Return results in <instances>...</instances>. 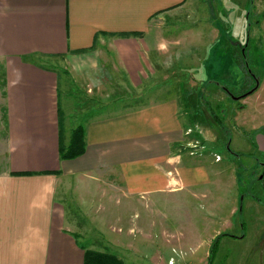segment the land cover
<instances>
[{"label":"crops","instance_id":"obj_1","mask_svg":"<svg viewBox=\"0 0 264 264\" xmlns=\"http://www.w3.org/2000/svg\"><path fill=\"white\" fill-rule=\"evenodd\" d=\"M189 1L0 0V264L86 263L90 248L70 216L66 180L110 174L126 195L142 198L212 183L216 163L184 147L191 130L177 89L149 98L109 92L117 96L74 126L87 131L85 154H60L70 141L51 66L61 62L88 80L95 101L105 96L98 57L110 45L124 85L140 89L151 54L167 51L159 23Z\"/></svg>","mask_w":264,"mask_h":264},{"label":"rangeland","instance_id":"obj_2","mask_svg":"<svg viewBox=\"0 0 264 264\" xmlns=\"http://www.w3.org/2000/svg\"><path fill=\"white\" fill-rule=\"evenodd\" d=\"M159 25L167 51L151 54L152 74L140 89L124 85L126 71L110 45L98 57L105 84L99 100L89 99L91 84L67 64L71 73L61 62L51 66L60 74L63 138L67 144L94 113L92 106H106L115 92L137 97L147 91L149 98L177 89L191 130L184 147L216 163L213 181L142 198L126 195L110 174L66 180L64 193L81 242L127 264H208L212 244L226 232L210 264H264V0H190ZM245 44L248 70L261 85L236 100L256 86L244 69ZM204 89L210 100L205 105Z\"/></svg>","mask_w":264,"mask_h":264},{"label":"trees","instance_id":"obj_3","mask_svg":"<svg viewBox=\"0 0 264 264\" xmlns=\"http://www.w3.org/2000/svg\"><path fill=\"white\" fill-rule=\"evenodd\" d=\"M247 56H248V54H247ZM244 69H245L246 73L249 75L248 67L246 66L245 60H244ZM218 85L221 87L220 84H218ZM221 88H222V90L225 89L223 87H221ZM213 91H216V90H213ZM207 94H208L207 89H204L201 93V103H204V105L206 102H207V104H209V101H210V100L207 101V99H206ZM214 114L215 113L212 112L211 117L214 118L216 124L218 123L222 128H224L225 127L224 120H221L216 114L215 115ZM86 135H87V131L83 126L78 127L75 130H73L69 145L66 147L65 146L61 147V150H60L61 158L64 160H69V159H76V158L84 155L86 152ZM227 235L228 234L225 232L224 234L217 237L215 242L212 244L210 251H209V262H208V264L212 263L213 255H214V252L217 248L218 241L220 240L221 237L227 236ZM85 264H127V263L124 262L119 257H117L116 255H113L111 253H105V252H100V251H96V250H88L86 253V263Z\"/></svg>","mask_w":264,"mask_h":264},{"label":"water","instance_id":"obj_4","mask_svg":"<svg viewBox=\"0 0 264 264\" xmlns=\"http://www.w3.org/2000/svg\"><path fill=\"white\" fill-rule=\"evenodd\" d=\"M247 66H248V63H247ZM249 71L251 72V70H249ZM255 81H256V86L254 87V89H252L251 91H249L245 95H242L240 97H234V99H236V100H242V99H245L248 96L252 95L253 93H255L260 88V85H261L260 79H256ZM228 148L230 149V146H228ZM262 178L263 177H261V179Z\"/></svg>","mask_w":264,"mask_h":264},{"label":"flooded vegetation","instance_id":"obj_5","mask_svg":"<svg viewBox=\"0 0 264 264\" xmlns=\"http://www.w3.org/2000/svg\"><path fill=\"white\" fill-rule=\"evenodd\" d=\"M250 40V39H249ZM246 44L244 45V48H242L243 49V51L241 50V55L243 56V59L244 60H246L247 59V50H248V46L249 45H247L246 47ZM246 66H247V63H246ZM248 73H249V75H250V77L252 78V79H254V80H256V79H258L259 77L257 76V75H255L253 72H250L249 70H248ZM260 76V75H259ZM256 82V81H255ZM225 90V92H226V89H224ZM226 93H228V92H226Z\"/></svg>","mask_w":264,"mask_h":264}]
</instances>
